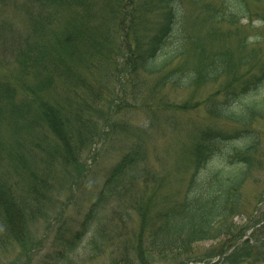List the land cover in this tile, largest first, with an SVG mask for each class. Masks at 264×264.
Listing matches in <instances>:
<instances>
[{
  "label": "trees",
  "instance_id": "16d2710c",
  "mask_svg": "<svg viewBox=\"0 0 264 264\" xmlns=\"http://www.w3.org/2000/svg\"><path fill=\"white\" fill-rule=\"evenodd\" d=\"M251 2L264 0L6 4L13 16L22 13L25 27L11 48V63L0 62V264L10 247L21 249L23 257L32 254L30 229L47 216L58 177L82 175L83 152L102 142L101 120L128 100L130 112L138 102L145 109L146 98L136 101V96L155 78L154 89L189 90L223 82L203 106L210 119L239 130L188 131L194 171L184 193L168 188L166 176L152 175L146 167L148 148L141 131L79 231L71 236L59 231L54 251L42 264H76L74 259L87 249L91 264H153L168 258L174 264H198L197 245L204 242L216 243L207 254L226 263L253 261L256 248L244 238L252 228L235 220L245 209L246 186L255 183L264 165L263 139L255 127L264 121V57L257 64L261 52L250 49L249 42L238 53L202 46L203 37L185 30L187 19L191 30L197 28L191 15L197 10L209 26L208 37L218 38L223 25L251 20ZM186 3L194 9L187 10ZM190 60L195 64L189 66ZM200 106L169 105L175 114ZM181 154L187 153L176 152L175 166L182 163ZM126 179L130 182L124 188ZM148 182L150 188L139 192V185ZM113 203L120 210L108 222L105 207ZM263 231L264 225L252 234ZM95 232L99 241L91 237ZM240 254L237 263L232 260Z\"/></svg>",
  "mask_w": 264,
  "mask_h": 264
},
{
  "label": "rangeland",
  "instance_id": "374dc122",
  "mask_svg": "<svg viewBox=\"0 0 264 264\" xmlns=\"http://www.w3.org/2000/svg\"><path fill=\"white\" fill-rule=\"evenodd\" d=\"M25 3V0H6V4L14 7ZM5 1H0V62L3 64L11 63V48L16 46L15 40H20L23 32L25 19L22 13L13 16L7 8L12 11L11 7H6ZM185 8L193 10L194 8L186 3ZM251 20L242 21L240 24L228 27L223 25L218 34V38L208 37L209 26L205 24L198 11L191 13L192 21L198 22L197 28L191 30L189 20L185 22V30L192 34H198L200 44L210 48L227 47L235 53L239 52L240 46L244 43H251L249 48H256L261 52L257 64L262 63L264 57V2L256 4L249 3ZM27 25V21H26ZM258 37V41L254 39ZM20 43V42H19ZM245 51V49H244ZM189 66L195 64L193 60L189 61ZM119 72L121 69L118 70ZM158 78L149 81V87L145 88L136 96V101L146 98L144 104L138 102L130 112V100L119 104L118 111L115 115L108 114L101 120L104 129L102 142L96 146L87 149L81 156V176L70 175L59 176L56 182V189L52 205L50 206L47 216L38 218L34 221L30 229L29 239L34 245V251L31 255L23 257V251L19 248H7L4 251L3 264H42L43 258L48 253L54 251L53 244L55 237L60 232H65L66 236H71L74 232L79 231L81 223L84 221L89 207L97 198L102 190L104 183L113 171L114 166L119 162L121 157L127 153L130 145L140 132L145 131L146 146L148 148V159L146 167L152 175H164L168 180V188L178 193L186 192V187L194 171L192 159L189 150L192 145V139L188 138V131L199 132L207 128H219L232 134L237 127L231 124H225L223 121H215L209 118L203 106L208 98L218 91L223 82L211 85H204L196 89L177 90L168 88L154 89ZM121 90H119L120 92ZM135 99V98H134ZM135 101V102H136ZM134 103V102H133ZM185 103L201 104L193 112L175 114L171 111L170 106H178ZM133 106V105H132ZM123 126H125L123 128ZM260 136L262 137L260 151L264 153V121H258L255 125ZM124 129H127L125 132ZM239 130V129H237ZM181 149V150H180ZM185 151L187 154L182 155L179 166H175L177 161L176 152ZM222 154L221 156H223ZM264 162V159H263ZM260 173L254 176L255 183L246 186L245 209L242 214L235 220V223L252 228L251 232L257 227L264 225V165ZM129 180L126 179L123 187H127ZM152 182L144 185L140 184L138 191H147ZM116 203V202H114ZM107 205L104 217L108 222L112 221L114 214L120 210L117 204ZM120 207H122L120 205ZM104 210V211H105ZM251 235L250 231L244 238L250 239V245L255 246L250 264H264V231ZM99 241L100 237L97 232L91 236ZM259 243L255 244V241ZM214 242H204L197 247L201 252L198 264H229L224 258L211 257L207 252L214 247ZM217 245V244H216ZM88 250V249H87ZM81 252L74 260L76 264H91L87 262L88 251ZM229 254H234L230 251ZM237 254V253H236ZM241 254L232 260L238 262ZM31 258V259H30ZM189 259V258H188ZM161 259H155L153 264H174L173 260L168 258L165 261L158 262ZM228 261V260H226ZM257 261V262H255ZM158 262V263H157ZM194 264V263H192Z\"/></svg>",
  "mask_w": 264,
  "mask_h": 264
}]
</instances>
